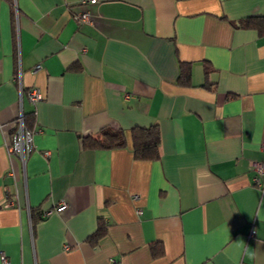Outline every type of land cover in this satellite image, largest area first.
<instances>
[{
	"label": "crops",
	"instance_id": "crops-1",
	"mask_svg": "<svg viewBox=\"0 0 264 264\" xmlns=\"http://www.w3.org/2000/svg\"><path fill=\"white\" fill-rule=\"evenodd\" d=\"M80 1L0 0V264H264V0ZM153 124L154 160L82 142Z\"/></svg>",
	"mask_w": 264,
	"mask_h": 264
},
{
	"label": "trees",
	"instance_id": "trees-1",
	"mask_svg": "<svg viewBox=\"0 0 264 264\" xmlns=\"http://www.w3.org/2000/svg\"><path fill=\"white\" fill-rule=\"evenodd\" d=\"M241 25L245 28L255 29L259 35L264 36V16H247L241 20ZM180 81L188 82L189 68L187 65L180 66ZM32 114L24 115V124L31 129ZM130 140L131 148L135 158L143 160H154L159 157L160 131L157 124L148 127H133L129 130V134L119 128H105L96 138L90 136L85 137L82 142L87 146L112 149L124 147ZM41 218V215H39ZM105 226L102 220L99 221L97 229L88 237L92 244H96L104 235ZM152 247L154 255L161 252V246L158 244ZM159 250V251H158Z\"/></svg>",
	"mask_w": 264,
	"mask_h": 264
},
{
	"label": "built area",
	"instance_id": "built-area-1",
	"mask_svg": "<svg viewBox=\"0 0 264 264\" xmlns=\"http://www.w3.org/2000/svg\"><path fill=\"white\" fill-rule=\"evenodd\" d=\"M97 0H81L82 4L89 2H96ZM76 20L79 23H92L94 15L88 10H84L75 15ZM37 65L36 68H39ZM27 96L32 102H37L42 98L40 89L32 87L27 90ZM15 128L11 134V139L7 144L8 155H15L20 158L21 162L25 164L27 155L32 148V131L28 130L24 124V114L22 111L19 112L16 121ZM262 149H264V143H262ZM255 175L253 177V182L257 185L262 184L261 178L264 177V162L257 163L253 166ZM65 206L64 203H60L57 209H62ZM49 213V212H48ZM137 213H141V209L137 210ZM254 231L251 230V233ZM2 264H9L6 258L3 259Z\"/></svg>",
	"mask_w": 264,
	"mask_h": 264
}]
</instances>
